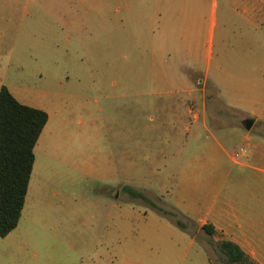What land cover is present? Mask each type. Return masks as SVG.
Instances as JSON below:
<instances>
[{
    "label": "rangeland",
    "instance_id": "374dc122",
    "mask_svg": "<svg viewBox=\"0 0 264 264\" xmlns=\"http://www.w3.org/2000/svg\"><path fill=\"white\" fill-rule=\"evenodd\" d=\"M116 16L109 0H0V83L51 115L0 264H229L218 217L264 215V126L220 105L218 34L190 94L189 46L162 44L155 20L128 38ZM258 51L240 64L263 77Z\"/></svg>",
    "mask_w": 264,
    "mask_h": 264
},
{
    "label": "crops",
    "instance_id": "0c3cea01",
    "mask_svg": "<svg viewBox=\"0 0 264 264\" xmlns=\"http://www.w3.org/2000/svg\"><path fill=\"white\" fill-rule=\"evenodd\" d=\"M109 1L113 5L114 12L118 14L114 18L115 23L123 22L128 38L131 37L133 26L143 31L149 20H155L162 44L189 46L190 58L198 62V65L192 64L188 67V72L185 74L187 91L190 94L199 89L204 90L211 80V61L218 34L220 50L215 71L218 72L220 105L231 106L241 111L242 116L236 123L244 128L248 120L252 122L250 128L254 125L264 126V87L261 90L259 85L260 78L264 75L261 77L256 69H242L240 64V61L244 60L249 64L260 60L258 47L260 40L264 42V0ZM200 45H205V49L201 47L196 51V46ZM232 65H235L236 69H233ZM171 91L179 92L177 89ZM201 102L205 105L204 95ZM35 107L42 108L48 113V120L41 137L50 123L51 115L46 107ZM188 111L192 112V108L189 107ZM253 153L257 152L253 150L250 155ZM241 156H249V152L245 149V153ZM125 187L124 184V192ZM203 217L196 220H201ZM219 219L223 223L226 239L237 243L256 262L264 264V215L250 213L242 206L238 209L234 222L222 215L217 220Z\"/></svg>",
    "mask_w": 264,
    "mask_h": 264
},
{
    "label": "trees",
    "instance_id": "16d2710c",
    "mask_svg": "<svg viewBox=\"0 0 264 264\" xmlns=\"http://www.w3.org/2000/svg\"><path fill=\"white\" fill-rule=\"evenodd\" d=\"M48 120L42 108L19 101L10 89L0 86V236L4 237L19 223L35 163V145ZM133 196H141L131 190ZM173 213L172 215H175ZM176 223L186 228L177 219ZM215 232L210 223L202 225ZM219 249L229 264H263L253 260L232 240L222 239Z\"/></svg>",
    "mask_w": 264,
    "mask_h": 264
},
{
    "label": "built area",
    "instance_id": "2783aa9c",
    "mask_svg": "<svg viewBox=\"0 0 264 264\" xmlns=\"http://www.w3.org/2000/svg\"><path fill=\"white\" fill-rule=\"evenodd\" d=\"M244 153H245V148L241 147L239 150L234 151V152L232 153V157H233L234 159H236L237 157L243 155Z\"/></svg>",
    "mask_w": 264,
    "mask_h": 264
},
{
    "label": "water",
    "instance_id": "95a60500",
    "mask_svg": "<svg viewBox=\"0 0 264 264\" xmlns=\"http://www.w3.org/2000/svg\"><path fill=\"white\" fill-rule=\"evenodd\" d=\"M251 125H252V122H251L250 120H248V121L246 122V124H245V127H246L247 129H249V128L251 127Z\"/></svg>",
    "mask_w": 264,
    "mask_h": 264
}]
</instances>
